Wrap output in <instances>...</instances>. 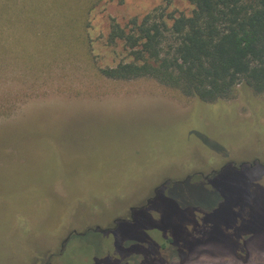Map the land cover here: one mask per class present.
Segmentation results:
<instances>
[{"label":"rangeland","instance_id":"374dc122","mask_svg":"<svg viewBox=\"0 0 264 264\" xmlns=\"http://www.w3.org/2000/svg\"><path fill=\"white\" fill-rule=\"evenodd\" d=\"M6 3L0 26V264H43L49 255L52 264L93 263L113 250L112 232L95 227L129 218L130 206L144 204L165 180L158 190L168 188L160 213L184 235L192 227L187 207L209 204L211 194L178 181L192 175L207 184L213 170L242 162L255 169L246 171V252L233 253L240 238L218 226L194 240L182 259L149 264H264V93L239 86L229 98L202 102L149 77L110 79L100 72L124 57L120 44L106 41L111 19L124 24L163 7L188 15L190 1ZM224 175L215 180L222 195L237 187ZM89 230L102 235L81 237Z\"/></svg>","mask_w":264,"mask_h":264},{"label":"trees","instance_id":"16d2710c","mask_svg":"<svg viewBox=\"0 0 264 264\" xmlns=\"http://www.w3.org/2000/svg\"><path fill=\"white\" fill-rule=\"evenodd\" d=\"M189 1L193 8L188 15H175L163 7L140 18L131 17L124 24L111 19L106 41L120 44L124 57L113 67L100 68V72L110 79L149 77L202 102L229 98L239 86L264 93V0ZM8 9L6 0H0V26L1 14ZM247 169L255 170L246 165L239 169L226 165L212 175L209 187V182L192 179L193 176L181 183L185 187L200 185L206 197L211 194L209 204L187 207L186 218L192 221V227L184 235L169 214L160 213L168 188L158 191L151 206L135 212L134 221L113 224L108 231L112 232L113 250L100 258L95 256L91 264H149L182 259L192 253L194 240L207 237L218 226L232 228L240 244L239 251H231L245 253L248 236L243 230L251 220V205L244 203L246 184L251 179ZM224 173L226 181L237 187L225 188L227 193L222 195L215 180ZM150 230L160 233L161 238L155 241ZM101 235L98 230H89L81 237L94 241ZM71 236L75 237L74 233ZM60 253L61 250L57 256L61 258L64 253ZM43 264L52 262L47 257Z\"/></svg>","mask_w":264,"mask_h":264},{"label":"flooded vegetation","instance_id":"af4514ba","mask_svg":"<svg viewBox=\"0 0 264 264\" xmlns=\"http://www.w3.org/2000/svg\"><path fill=\"white\" fill-rule=\"evenodd\" d=\"M256 164V162L255 161H253L252 162V164H249L248 166H250V167H252L253 165H255ZM244 165H246V164H243L242 166H244ZM239 166V165H238ZM241 166V167H242ZM241 167H234V168H241ZM212 174H217V173H215V172H211V175ZM201 176H202V178L203 179H206V178H208L209 176H208V174L207 175H202L201 174ZM192 178V175H188V176H186V179L184 180V182L187 180V179H191ZM183 183V182H182ZM162 186H160L158 189H156L155 191L153 190V196L152 197H149V198H147L146 199V201H145V203L144 204H142V205H140V206H130V208H129V218H124V217H119V218H116V219H114L113 220V222L116 220V222H114V224L116 225L118 222H125V221H127V220H131V221H134V214H135V212H140V211H142L143 209H145L147 206H149V204L151 203V201H153L155 198H156V196H157V194H158V190L161 188ZM111 229H113V227H107V228H104V230L105 231H110ZM72 233H74V232H72ZM71 233V234H72ZM71 234H70V236H71ZM75 234V233H74ZM82 234H84V233H82ZM82 234H80V235H82ZM70 238V237H69ZM62 245L64 246L65 245V243H62ZM50 258H51V256H49L48 257V260H50Z\"/></svg>","mask_w":264,"mask_h":264},{"label":"water","instance_id":"95a60500","mask_svg":"<svg viewBox=\"0 0 264 264\" xmlns=\"http://www.w3.org/2000/svg\"><path fill=\"white\" fill-rule=\"evenodd\" d=\"M243 164H245V162L240 163L238 167H241ZM226 165H227V164L223 165L219 170H213L212 172L219 173V172H220V171H221ZM233 167H236V166L233 165ZM185 179H186V178H185ZM185 179H184V180H185ZM184 180H179L178 182H179V183H182V182H184ZM167 182H168V180L163 181L160 185H158V186H156V187L154 188V191H155L156 189H158L160 186L165 185ZM114 222H116V220H115ZM95 229H98V230H100V231H105L104 228H101L100 226H96ZM74 233H76V232L74 231ZM69 237H70V233L64 238V240H63L62 243H65V242L69 239ZM62 247H63V245L61 244V249H62Z\"/></svg>","mask_w":264,"mask_h":264}]
</instances>
